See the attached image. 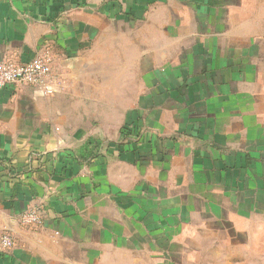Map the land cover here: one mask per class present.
<instances>
[{"label": "crops", "instance_id": "crops-1", "mask_svg": "<svg viewBox=\"0 0 264 264\" xmlns=\"http://www.w3.org/2000/svg\"><path fill=\"white\" fill-rule=\"evenodd\" d=\"M44 50L55 92L0 90V264H264V0H0V60Z\"/></svg>", "mask_w": 264, "mask_h": 264}, {"label": "built area", "instance_id": "built-area-1", "mask_svg": "<svg viewBox=\"0 0 264 264\" xmlns=\"http://www.w3.org/2000/svg\"><path fill=\"white\" fill-rule=\"evenodd\" d=\"M52 54L44 50L34 59L16 63L9 60H0V90L7 86L20 84L32 85L41 94H51L56 91L54 80L56 73L52 65ZM19 224L24 228L39 227L43 222V212L40 205H32L18 217ZM16 240L11 232L0 236V251L15 247Z\"/></svg>", "mask_w": 264, "mask_h": 264}, {"label": "trees", "instance_id": "trees-1", "mask_svg": "<svg viewBox=\"0 0 264 264\" xmlns=\"http://www.w3.org/2000/svg\"><path fill=\"white\" fill-rule=\"evenodd\" d=\"M129 126H130L129 123L126 124V125L122 128L121 133L124 134V135H126V136L131 135L133 132H132V130L130 129Z\"/></svg>", "mask_w": 264, "mask_h": 264}]
</instances>
